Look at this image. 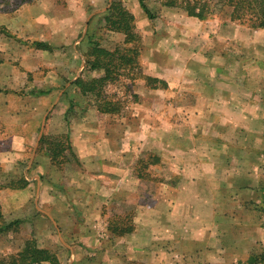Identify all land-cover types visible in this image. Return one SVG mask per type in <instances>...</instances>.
Here are the masks:
<instances>
[{"label":"crops","instance_id":"obj_1","mask_svg":"<svg viewBox=\"0 0 264 264\" xmlns=\"http://www.w3.org/2000/svg\"><path fill=\"white\" fill-rule=\"evenodd\" d=\"M113 1L32 0L14 13H0V33L48 45L32 59L64 63L48 73L52 87L32 85L22 97L21 110L28 113L35 102L41 118L23 119L14 111L21 90L14 89L9 64L13 40L0 49V213L6 223L20 222L1 253L33 238L39 248L55 252L59 264H244L264 243L252 206L259 204L258 172L264 173V148L254 142L264 137L250 129L264 125V29L226 17L201 21L156 0L149 20L138 0H119L142 39L143 76L164 87L137 79L136 99L123 117H106L95 107V118L88 115L91 108L67 114V103L62 112V80L79 95L75 80L101 74L85 63L89 35L123 40L105 30ZM27 68V76L44 75L40 65ZM34 90L49 93L30 95ZM58 114L67 124L55 128ZM62 134L78 165L64 178L63 162L56 165L39 150L42 137ZM148 154L159 162L145 170L155 186L142 201L136 164ZM21 181L25 185L18 188ZM124 220L131 232L117 236L108 230L111 222Z\"/></svg>","mask_w":264,"mask_h":264},{"label":"trees","instance_id":"obj_2","mask_svg":"<svg viewBox=\"0 0 264 264\" xmlns=\"http://www.w3.org/2000/svg\"><path fill=\"white\" fill-rule=\"evenodd\" d=\"M31 2L32 0H0V13H14L21 6ZM138 2L146 17L153 20L155 15L151 13L146 0H138ZM156 2L165 8L182 10L188 16L201 21L214 16L226 17L233 23L253 30L264 29V0H156ZM104 21L105 30L121 34L123 40L113 48H106L94 39V35L90 36V34L85 63L90 71L101 74L89 79L79 78L72 85L82 98L94 104L97 113L110 117H123L126 114V106L130 102L128 96L131 97V101L136 99L132 92V86L137 79L144 78L149 86H158L156 84L159 83L162 85L160 87H164V83L145 77L140 73L139 58L142 39L136 31L134 16L129 13L121 1L114 0L111 3ZM34 44L39 49H48V45L44 43ZM117 86L119 92L116 90L111 92L110 88ZM48 93V91L34 90L30 92V95L43 96ZM74 107L75 103L71 101L67 114L73 112ZM53 138L60 141L62 136ZM48 140V136L42 137L39 150L47 152L53 163L61 165V158L66 149L72 151L68 136H65L64 144L56 141L51 143ZM158 162L159 158L155 155H144L136 164L138 178L147 179L149 173L147 174L145 170ZM24 185V181L17 184L18 188H22ZM257 192H259V204L254 206V210L256 208L258 223L264 229V181L260 183ZM125 213L128 218L132 211L129 209ZM19 224V221L4 222L0 213V234L8 232L12 228L14 232L17 231ZM108 230L112 234L122 236L131 232L132 226L127 220L122 223L113 221L109 224ZM43 263L59 264V261L55 252L39 248L33 238L25 239L16 251L0 257V264ZM246 264H264V244L257 252L247 257Z\"/></svg>","mask_w":264,"mask_h":264},{"label":"rangeland","instance_id":"obj_3","mask_svg":"<svg viewBox=\"0 0 264 264\" xmlns=\"http://www.w3.org/2000/svg\"><path fill=\"white\" fill-rule=\"evenodd\" d=\"M153 2H155V0H146V4H147V6L149 8L151 7V4ZM18 20L21 21V18L19 17ZM1 31L5 32V29L1 28V26H0V32ZM137 32L139 33V31H137ZM98 35H99L98 42L100 44H103L104 43V46L106 48H113L115 45H117L120 42H122V38H118L117 36L116 37L115 36H112V38L111 37L105 38V37H102L101 36L102 35L101 32H99ZM19 36L21 38H23V35H19ZM29 39L30 38H27V40H24V39H11L8 36L7 33L6 34L5 33H0V40H2V43H0V49H1V51H4L5 48H6V46H5V40H8V41L13 40L11 42L12 43L11 46L8 47V48H11L12 49L11 52H12V55H13V61H9V64H11L12 69L14 70V75H13V79H12L14 81V83H13L14 89L21 90L16 95H14V98H15L14 107L16 108L14 111H16L15 116H20V118H23V119H28V118L31 117V115L32 116H35L37 118V117L41 116V113L42 112H41V110L39 111V109H37V108L35 110V108L33 107V105H36L35 102H34V104H33V102L30 103V111L28 113H27L26 110L22 111L21 110V106H24L22 108H25V106H26V103H24L25 102V99H22V97H24L27 94V92H29L32 89V85H35V89H42V87L44 88V85H45L46 88L52 87L54 81H53V79L51 77H48V73L50 72V70L52 68H54V67H56V68L61 67L62 68V65L61 64L64 65V63H59V62H56V64H54L53 62H49V63L48 62H44L43 59H46L45 58L46 56L45 57L44 56H39V58H41V59H38L37 57L36 58L34 57L32 59L30 55H32V53H34L35 50H39V48L35 47V45ZM141 47H142V45H141ZM40 55H42V53ZM26 59H30V60L29 61H26ZM37 60H39V62ZM38 65H40V67H41V68H39V69H41L39 73H42L43 72L44 75L43 76H40L39 79H38V77H35L33 74H30V75L28 74V76H27V70H26V69H28L27 67H30L32 69H35V68L38 67ZM144 65H145V63H143V62L140 61V73H142V74H143V71L145 70V66ZM45 68H46V70H45ZM66 71H69V69L67 68ZM70 74L71 75L72 74L74 75V73H72V72H70ZM89 75H91V74H88L87 73L85 75L87 78L84 77L83 79H89L88 78ZM25 76H27V77L25 78ZM94 76L97 77L96 74H94ZM24 78L27 79L28 81L27 80L24 81V84H23L21 82V79L24 80ZM66 85H67V81L64 79V80L61 81L60 86L58 87L59 90L62 89V93H57L59 95V98L62 97L61 98L62 99V102L60 104V106H61L60 107V110L62 112H65L64 110H66V109L63 108V107L65 106L66 103L69 106L68 101L70 99V100H72L75 103V107H74V110H73L72 114L73 113L74 114H76V113L79 114V113H82L85 110L87 111V109L91 108V109H89V114L88 115H90L93 118H95V116L93 114L94 104H92L91 102H88L84 98L82 99V97L80 95H77L76 93L73 92L72 89H69V87H68L69 85H67V86ZM157 85L158 86H162L159 83ZM110 90H111V92L114 91V90H116V91L119 92L118 86L117 87H111ZM63 94H65L66 97H64ZM128 99H129V101L131 100L130 96H128ZM19 100H21V102H23V103L20 104V102H17ZM9 104L10 103H7V105H9ZM128 104H130V102ZM128 104H127V106H128ZM54 107L55 106H52L51 109H48V114L49 115H50V112H52L54 110ZM79 108H80V110H79ZM37 112H38V115H37ZM61 116H59V114H58V118L55 117L56 119H54V121H53V122H56L57 123V125H55V123H54L55 126L53 125L55 128L62 127L61 123H63V124L65 123V120H64L63 115H61ZM106 117H110V116H106ZM39 118H41V117H39ZM66 124L67 123H65V125ZM130 129H131V127H130ZM250 129L252 131H255L256 133H257V131H260V133L263 134V132H264V125L263 126H259V125L258 126L257 125L251 126ZM50 133H51V131H50ZM258 134H259V132H258ZM58 136H60V135H58ZM58 136H56V137H58ZM61 136H62V139L60 141L57 140L56 138H53L55 136H48V139H49L48 141H50L51 143L52 142L54 143V141H56L58 143L60 142V143H63L64 144L65 143L64 138H65L66 135L62 134ZM254 144L256 146H259L260 148L262 146H263L262 148H264V140L263 141L260 140L258 142H254ZM41 152H43V151L41 150ZM74 157H75V155H74L73 150L70 152L68 149H66V151L64 152V154H63V156L61 158V161L63 162V167H64V174H61V176H63V178L66 177V176H73L74 175L73 172L75 170L78 171V165L76 164V161H75ZM39 161H41V159ZM36 163H40V162H36ZM255 164L257 165L256 161H255ZM260 174H262L263 177H260L259 179H261L260 181L263 182L264 181V173H260V171H259L257 176H259ZM225 176L226 175H220V177H225ZM153 181L154 180L150 177L149 174H148L147 179H144L143 180V187L141 189V196H142L141 197V200L142 201H148L149 200V198H150L149 193L153 190V188L155 186L154 185L155 183ZM252 206H255V204L252 203ZM124 209L125 208H123V210ZM125 210L127 212L129 209L126 208ZM255 210H256V208H255ZM256 216L258 218V213L257 212H256ZM18 228H20L19 225H18ZM13 230L14 229L12 228L10 231H8L6 233L0 234V257L6 255V254L2 255L3 253H1V251L5 248L6 245H9V243L11 241H13V238L11 240V236H13L14 233H15ZM22 241H24V239ZM20 244H21V242H20ZM244 245H246L247 248L250 247L251 242L249 241V239L247 241H245ZM66 260L67 259H65L64 262ZM243 263L246 264V260Z\"/></svg>","mask_w":264,"mask_h":264}]
</instances>
